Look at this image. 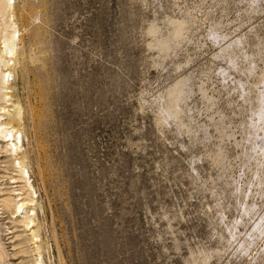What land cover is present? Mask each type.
<instances>
[{
	"label": "rangeland",
	"instance_id": "obj_1",
	"mask_svg": "<svg viewBox=\"0 0 264 264\" xmlns=\"http://www.w3.org/2000/svg\"><path fill=\"white\" fill-rule=\"evenodd\" d=\"M6 33L0 264H264V0H0Z\"/></svg>",
	"mask_w": 264,
	"mask_h": 264
},
{
	"label": "bare ground",
	"instance_id": "obj_2",
	"mask_svg": "<svg viewBox=\"0 0 264 264\" xmlns=\"http://www.w3.org/2000/svg\"><path fill=\"white\" fill-rule=\"evenodd\" d=\"M10 6V5H9ZM11 9V8H10ZM7 28V27H6ZM14 30V29H13ZM6 32V31H5ZM15 32V31H14ZM5 35V34H4ZM5 39L3 40L4 41V46H0V83H1V89L2 90L1 92L3 93V100L4 102H9L10 101V96L7 94V92H3L4 89H9L10 86L8 84V76H10L12 73H11V59L12 57L15 55V48H16V37H15V33L14 34H7L6 33V36H4ZM1 44V43H0ZM2 45V44H1ZM6 91V90H5ZM0 92V93H1ZM1 98V99H2ZM1 101V100H0ZM3 102V101H2ZM5 105V104H4ZM3 105V106H4ZM1 106V105H0ZM2 111V109H1ZM10 112V109H7L6 107H4V111L1 113V114H7ZM5 116V115H4ZM0 137H2V139L0 141L2 142H6L7 146L10 147L8 149V151H11L12 153H14V156L15 155H19L20 153L18 152L19 149H20V144L22 143V138L21 136H18L17 134L20 133L19 129L15 126V125H12V120L11 119H8L6 120L7 118H2V116H0ZM3 146V145H2ZM6 147V146H5ZM7 147V148H8ZM6 149V148H5ZM7 152V151H6ZM9 153V152H8ZM21 156V155H20ZM18 162L17 164L20 166V169H21V172L23 173L24 172V168H25V163L23 160H21L20 158H17ZM11 161V160H10ZM16 161V160H14ZM14 163V162H13ZM12 163V164H13ZM11 164V162L9 163ZM16 164V163H14ZM13 164V165H14ZM8 168V167H7ZM19 169V168H18ZM4 174V173H3ZM3 174H1L3 176ZM7 175V174H5ZM15 175V174H14ZM26 175V174H25ZM24 175V176H25ZM10 176V175H9ZM13 176V175H12ZM11 176V178H12ZM18 176V175H17ZM15 178V176L13 177ZM19 178V177H18ZM2 179V178H1ZM15 180H18V179H15ZM14 180V181H15ZM20 180V179H19ZM11 181H13L11 179ZM23 181V180H21ZM3 182V181H2ZM14 183V182H13ZM2 186V185H1ZM5 186V185H4ZM30 187V186H29ZM21 188V187H20ZM11 190H9V193L6 195L7 197L4 198V196L2 198H4L2 200V204L4 206H7L8 208H10V210L12 209V213L13 214H16L17 212L19 213H26L24 219L22 220V222L27 226L28 228V232L31 231L32 229L35 228V222H36V219L32 216V215H28V213L26 212V209L27 208H30L29 205H33L34 204V200H31L30 198L27 199V196L24 197V192H22L21 190H18L16 192H10V191H14L16 189H13V188H10ZM25 191V189H24ZM28 191V190H27ZM6 192V191H4ZM27 194V193H26ZM28 195V194H27ZM18 196V199H15V197ZM17 198V197H16ZM33 203V204H32ZM14 208V210H13ZM16 209V210H15ZM31 210H35V208H31ZM35 213V212H33ZM17 215V214H16ZM22 215V214H21ZM13 217V215H12ZM18 219V218H17ZM21 220V219H20ZM19 220V222H20ZM18 223V222H16ZM20 224V223H18ZM16 230V229H15ZM32 238L31 239H35L33 241H36L38 240L37 237L39 236L38 233L36 232V229L33 230L32 232ZM29 236V235H28ZM19 237V235H18ZM26 238H28L27 236H25ZM30 239V237H29ZM23 240V239H22ZM28 241V240H27ZM32 241V240H30ZM32 241V242H33ZM20 243V242H19ZM17 244L20 245V244ZM22 245L25 244V242H21ZM16 245V244H15ZM14 245V247H15ZM37 250L39 251L40 247L39 245H37ZM29 250V249H28ZM19 251V250H18ZM17 251V252H18ZM20 252V251H19ZM18 252V253H19ZM33 252V251H32ZM16 254V253H15ZM39 254V253H38ZM16 256V255H15ZM41 256V255H40ZM4 258V257H3ZM41 259V258H40ZM2 260V259H1ZM38 260V259H37ZM40 263L42 264V262L40 261ZM22 264V263H21Z\"/></svg>",
	"mask_w": 264,
	"mask_h": 264
}]
</instances>
